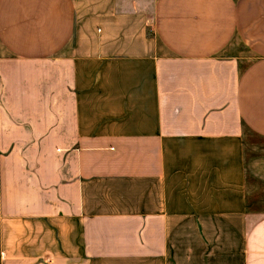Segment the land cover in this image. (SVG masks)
<instances>
[{"label":"crops","instance_id":"crops-1","mask_svg":"<svg viewBox=\"0 0 264 264\" xmlns=\"http://www.w3.org/2000/svg\"><path fill=\"white\" fill-rule=\"evenodd\" d=\"M0 264H264V0H0Z\"/></svg>","mask_w":264,"mask_h":264}]
</instances>
